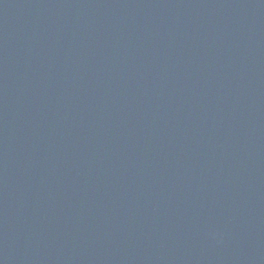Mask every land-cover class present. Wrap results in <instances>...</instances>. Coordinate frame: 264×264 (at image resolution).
Masks as SVG:
<instances>
[{"label": "water", "instance_id": "water-1", "mask_svg": "<svg viewBox=\"0 0 264 264\" xmlns=\"http://www.w3.org/2000/svg\"><path fill=\"white\" fill-rule=\"evenodd\" d=\"M0 264H264V0H0Z\"/></svg>", "mask_w": 264, "mask_h": 264}]
</instances>
